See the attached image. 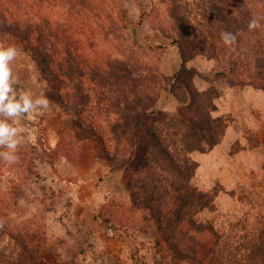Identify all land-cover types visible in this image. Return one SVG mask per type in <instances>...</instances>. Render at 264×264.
I'll return each instance as SVG.
<instances>
[{
  "label": "trees",
  "instance_id": "16d2710c",
  "mask_svg": "<svg viewBox=\"0 0 264 264\" xmlns=\"http://www.w3.org/2000/svg\"><path fill=\"white\" fill-rule=\"evenodd\" d=\"M61 1L60 18L54 12L27 14L19 0H0V44L30 57L46 84L44 95L60 116L73 118L61 156L86 169L100 159L110 172H122L131 202L148 211L147 221L159 233L155 264H264V212L256 231L235 246L214 225L195 218L214 207L217 193L191 185L197 164L189 155L218 145L227 121L215 115L216 88H196L198 73L186 66L196 56L216 60L217 80L264 90V0H162L172 23L162 35L181 60L172 77H163L178 103L174 113L157 108L161 89L148 71L129 56L98 49V25L92 34L87 30L90 0ZM253 18L260 27L250 31ZM225 31L236 36L234 44L224 43ZM7 214L0 201V219Z\"/></svg>",
  "mask_w": 264,
  "mask_h": 264
},
{
  "label": "rangeland",
  "instance_id": "374dc122",
  "mask_svg": "<svg viewBox=\"0 0 264 264\" xmlns=\"http://www.w3.org/2000/svg\"><path fill=\"white\" fill-rule=\"evenodd\" d=\"M19 1L27 14L65 15L61 0ZM168 9L162 0H90L87 30L92 34L97 24L94 39L101 52L129 56L155 77L161 89L157 108L174 113L178 103L163 77H172L181 60L177 47L162 35L172 27ZM11 66L13 72L20 68L15 75L26 79L23 88L34 96L45 94L46 84L27 54ZM186 66L198 73L196 88H216L215 115L227 121L218 145L189 155L197 164L191 185L217 193L214 207L195 218L214 225L228 246H235L256 231L264 212V90L217 80L216 60L196 56ZM72 119L60 116L54 102L21 117L18 160H2L0 166V201L8 211L0 219V264H155L159 233L153 220L147 221L148 211L131 202L122 172H110L100 159L86 169L61 156Z\"/></svg>",
  "mask_w": 264,
  "mask_h": 264
},
{
  "label": "clouds",
  "instance_id": "9594fccd",
  "mask_svg": "<svg viewBox=\"0 0 264 264\" xmlns=\"http://www.w3.org/2000/svg\"><path fill=\"white\" fill-rule=\"evenodd\" d=\"M260 27L259 20L253 18L248 23V29ZM221 38L227 45L236 42V36L231 32H222ZM20 51L15 46L0 45V158L9 164L16 163V151L21 143L20 133L23 131L21 117L38 110H46L53 103L47 96H34L32 92L17 88L18 78L13 73L12 63ZM11 121V122H10Z\"/></svg>",
  "mask_w": 264,
  "mask_h": 264
},
{
  "label": "crops",
  "instance_id": "0c3cea01",
  "mask_svg": "<svg viewBox=\"0 0 264 264\" xmlns=\"http://www.w3.org/2000/svg\"><path fill=\"white\" fill-rule=\"evenodd\" d=\"M27 66V65H26ZM20 69V68H19ZM19 69L17 70L18 72H19ZM17 71L16 72H13L14 73V75H15V73L17 74ZM16 76V75H15ZM19 76V75H18ZM18 76H16L17 78H18V83L17 84H19L20 86H22V88L23 87H25V82H26V79H20ZM32 75H31V77H29V80H30V84L32 83ZM38 84H40V83H38ZM25 89V88H24ZM171 104V103H170ZM162 110H164V111H171L172 109H168V108H166V107H162Z\"/></svg>",
  "mask_w": 264,
  "mask_h": 264
}]
</instances>
